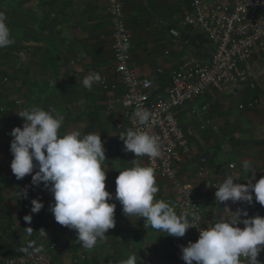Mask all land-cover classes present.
Returning a JSON list of instances; mask_svg holds the SVG:
<instances>
[{"label": "crops", "instance_id": "1", "mask_svg": "<svg viewBox=\"0 0 264 264\" xmlns=\"http://www.w3.org/2000/svg\"><path fill=\"white\" fill-rule=\"evenodd\" d=\"M215 1L203 0L207 6ZM191 2L123 0L125 22L132 38L131 62L142 76L150 80L153 93L167 91L172 72L189 56L209 57V41L196 34L191 26L183 24L185 14L193 10ZM65 10L69 14L58 25L59 37L63 42L61 45L57 42L50 57L51 61H55L54 64L47 63L41 72L32 69L30 73L35 78L41 76L51 81L43 92H56L55 108L64 111L62 126L67 127L68 132H99L104 141V164L108 169L106 190L114 197L119 171L133 166V159H137L142 166H146V162L143 156L135 157L133 153L125 152L124 143L118 136L129 127L126 122L118 126L123 122L118 99L124 92V85L115 71L106 0H70ZM34 11L39 14L42 12L36 4ZM23 44L47 46L45 42L38 41H23ZM21 56L24 62H28L27 56L22 53ZM248 69L255 81L254 89L237 87L230 90L212 86L177 112L182 128L193 132L189 137L191 154L179 164L177 176L198 199L204 227L215 218L219 219L220 214L216 210H223L225 205L232 211L243 208L249 216H264V206L256 202L254 196L251 205L232 201L217 204L214 195L217 189L208 186V182L219 183L227 177H231L234 183H247V176L255 177L253 183L264 177V60L260 61L254 56ZM89 72H97L101 78L104 77L109 89L102 88L100 82L93 84L91 90L84 88L81 81ZM203 106L207 108L202 113L200 110ZM195 108L201 114L193 113ZM201 116L209 118L212 124L200 129ZM243 161L250 162V171L255 172L244 171ZM231 164H234L233 168H230ZM154 175L158 187L155 199L168 202L174 195L173 181L155 171ZM3 188L5 201L4 198L0 199V204L6 211L2 213L0 209V236L8 243L16 244L15 254L20 244L29 241H35L34 245L37 246L42 244L40 228L32 232L31 236L26 231L28 227L34 231V224L39 221L36 216H41L39 214L43 212L41 209L39 213H31L30 201L39 199L48 206L44 212L51 218L53 227L48 229L49 234H55L59 239L52 243L56 245L54 248L43 251L48 253L53 264H118L132 253L137 255L138 264H173L175 261L173 236L147 226L138 217L124 216L118 200L109 201L116 204L115 227L108 230L104 241L86 250L76 241L75 230L55 221L49 210L50 203L54 202L53 196L42 184L40 187L33 186L31 177L26 182L18 181L14 187L13 206L7 201L9 187ZM21 190L25 201L21 216L32 215L30 224L18 218L16 196ZM25 192L27 198H24ZM4 220L7 225L3 224ZM14 222L19 223L20 233L13 230ZM238 226L244 227L243 224ZM7 229L10 235L4 236ZM192 237L195 242L199 235L193 234ZM8 258L10 256L0 248V264H5ZM258 259L264 264V251Z\"/></svg>", "mask_w": 264, "mask_h": 264}, {"label": "clouds", "instance_id": "2", "mask_svg": "<svg viewBox=\"0 0 264 264\" xmlns=\"http://www.w3.org/2000/svg\"><path fill=\"white\" fill-rule=\"evenodd\" d=\"M14 43L6 14L0 11V49ZM97 72H89L81 81L84 88L91 90L93 84L101 81ZM24 120L22 127H14L10 135L11 171L19 180L31 174V184L51 192L54 202L49 210L57 223L76 231V241L86 250L97 246L106 239L109 229L115 227V203L122 205L124 216L138 217L151 228L177 238L184 237L193 227L190 217L197 218L194 206L192 210L182 209L179 213L175 206L163 199H155L158 192L154 169L142 166L133 159V166L119 171L115 180V196L106 190L107 166L104 141L99 132L82 134L73 130L60 133L64 116L55 109L45 110L31 106L19 113ZM134 116L138 125H149L151 112L142 106L137 107ZM124 143V151L135 157H159L158 138L150 131L140 128H128L118 135ZM244 171H250V162L243 161ZM35 169V172H34ZM34 173V174H33ZM255 177L247 176V183H234L231 177L223 178L215 186L217 204L227 201L251 205L255 201L264 206V177L252 181ZM27 198V193H24ZM31 213H39L44 204L39 199H32ZM219 219L200 227L199 237L181 246V259L185 264H261L258 259L264 251V216H249L243 208L232 211L225 205L217 209ZM246 217L241 219V217ZM24 221L31 223L32 215H25ZM243 224L241 228L238 225ZM29 236L33 229L26 228ZM42 237L47 236L41 228ZM35 241L27 242L22 250L27 252ZM36 253L43 251L36 247ZM118 264H138L137 255L129 254L127 259Z\"/></svg>", "mask_w": 264, "mask_h": 264}, {"label": "built area", "instance_id": "3", "mask_svg": "<svg viewBox=\"0 0 264 264\" xmlns=\"http://www.w3.org/2000/svg\"><path fill=\"white\" fill-rule=\"evenodd\" d=\"M191 6L193 10L185 14L183 24L191 26L196 34L209 41V57L189 56L172 72L167 91L153 93L150 80L131 62L132 38L125 22L123 0H106L115 71L124 85V92L118 99L123 122L118 126L126 122L129 128L150 131L158 138L160 155L155 159L143 156L146 166L173 181L174 195L168 202L178 212L196 207L197 218L194 221L189 218L195 228L188 229L184 237L173 236V264H185L181 259V246L194 242L192 235H199L198 229L204 227L198 199L177 176L179 164L191 154L189 137L193 135L192 131L182 128L177 112L212 86L230 90L237 87L254 89L249 62L254 56L264 60V0H216L208 6L203 0H192ZM100 85L109 89L104 77ZM140 106L151 112L149 125H138L134 112ZM206 108L203 106L200 111L203 113ZM200 111L195 108L193 113L201 114ZM199 121L200 129L212 124L206 116H201ZM233 167L231 164L230 168ZM54 246L55 243L51 248ZM25 247L20 246L5 264H53L46 252L36 253L31 248L25 252L22 250Z\"/></svg>", "mask_w": 264, "mask_h": 264}, {"label": "rangeland", "instance_id": "4", "mask_svg": "<svg viewBox=\"0 0 264 264\" xmlns=\"http://www.w3.org/2000/svg\"><path fill=\"white\" fill-rule=\"evenodd\" d=\"M18 1L19 0H0V2H2L1 8L11 9L12 7H14L19 11H24L28 13H31L32 11L35 10V4L37 3V0H27L22 4ZM11 36L13 39L16 38L15 35H13L12 33ZM24 64L27 65V62H24L23 60L22 64L17 63L15 66H8V65L6 66L2 64L0 65V188H1L0 199L4 198L5 201V197H3L2 195V193L4 192L3 186L5 187L8 186L10 190V196L7 199V201L9 200V203L12 206L14 205L13 195L15 194L14 191L15 184L21 180L26 182V179L31 177L30 174L18 180L15 177V175L12 173L10 167L11 163L9 161V155H12L10 152V143H11V139L13 138L10 135V132L14 127H18V126L22 127L24 123L23 118L19 117L17 113L31 106L39 105V107H42L45 110L55 109L63 116L65 115L62 109L60 108L56 109L57 108L56 92L54 93L43 92L44 89L48 87L49 84H51V81L49 82V80L43 79L41 76L35 78L30 73V70L28 71V73H25L24 70L22 72L19 71L16 72V70L19 67H23ZM3 73H6L7 75ZM8 130L10 132L7 134L6 132ZM68 131L69 130L67 129V127H63V126L60 129L61 134L67 133ZM8 193L9 191L7 192V194ZM42 202L44 204V207L42 208L43 212L39 214L41 216H36V218L39 219V221H37L36 224H34L35 227L33 232H35V230L37 229L39 230V228L40 229L43 228L48 234V237L47 236L41 237L42 244L38 246L34 245L35 247L33 246V249H35L36 247H42L43 251H48L49 249H52L51 245L54 241H57L58 236H56L55 234L54 236H51V233L49 234L48 229L52 227L51 218L47 217V213L44 212V210H47L48 208L46 202L45 201ZM3 224L7 225V221L4 220ZM13 227H14L13 228L14 231L20 233V225L18 222H14ZM6 235L7 236L10 235V231L8 229L4 236ZM21 245L24 244H20L19 246Z\"/></svg>", "mask_w": 264, "mask_h": 264}, {"label": "trees", "instance_id": "5", "mask_svg": "<svg viewBox=\"0 0 264 264\" xmlns=\"http://www.w3.org/2000/svg\"><path fill=\"white\" fill-rule=\"evenodd\" d=\"M26 1L27 0H19L18 2L22 4ZM1 3L2 2H0V11L6 14L7 24L11 33L15 35L16 38L13 44L1 49L0 65L15 66L17 63L22 64L23 59L21 53L27 56L28 62L27 65L24 64L23 67H19L16 72H22L24 70L25 73H28V71L30 70L31 72L32 69H35L36 72H41L45 69L47 63L54 64L55 61H51L50 57L56 45L58 43L61 45L63 42L62 38L59 37L58 25H61L64 17L69 14L65 9L68 7L70 0H37L36 5L41 7V14L36 11H32L31 13L19 11L14 7L11 9H3L1 8ZM23 41L45 42L47 46L25 45ZM48 60L50 61L47 62ZM3 74L7 75L6 73ZM9 132L8 130L6 133L8 134ZM90 132L91 131L85 132L84 134ZM12 159V155H9L10 163ZM22 194L21 190L19 191V195L16 196V210L18 218L23 221L21 211L24 208L25 201ZM0 209L2 213L6 211V208L1 204ZM24 244L27 245L26 243ZM0 248L10 257L15 255L14 251L16 249V244L13 245L8 243L2 236H0Z\"/></svg>", "mask_w": 264, "mask_h": 264}, {"label": "water", "instance_id": "6", "mask_svg": "<svg viewBox=\"0 0 264 264\" xmlns=\"http://www.w3.org/2000/svg\"><path fill=\"white\" fill-rule=\"evenodd\" d=\"M162 264H164V263H162Z\"/></svg>", "mask_w": 264, "mask_h": 264}]
</instances>
